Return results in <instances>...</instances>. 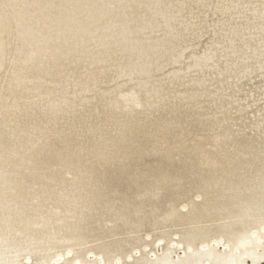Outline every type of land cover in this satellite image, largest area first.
Masks as SVG:
<instances>
[{
  "label": "rangeland",
  "instance_id": "1",
  "mask_svg": "<svg viewBox=\"0 0 264 264\" xmlns=\"http://www.w3.org/2000/svg\"><path fill=\"white\" fill-rule=\"evenodd\" d=\"M33 1L0 0L4 29L0 41L6 42L1 43L6 60L0 85L5 90L20 76L27 77L24 84L27 81L26 86L36 90L25 59L36 49L38 38L54 30V35L63 31L59 36L73 38L72 26L81 27L80 19L86 20V16L77 20L71 16L94 8L88 4L98 3ZM46 6L51 7L49 11ZM255 6L238 21L250 15L264 18V10ZM230 14L222 15L219 25H233L226 18ZM160 18L161 30L166 31L169 22L165 16ZM254 20V27L258 23L257 27H264V22ZM186 35L180 33L176 38L189 42L192 34L188 31ZM142 36L141 40L154 39ZM107 41L119 45L122 39L113 35ZM223 48L219 53L234 49ZM180 63L161 72L148 68L143 76L136 69H122L123 76L129 75L127 80L134 84L125 94L133 105L142 107L146 87L136 84L193 65ZM223 94L226 99L214 96L193 101L182 122L168 121L153 130L148 127V118L124 112L116 105L118 114L113 120L119 127L113 126L93 89L84 105L93 104L105 131L90 147L67 142L58 145L52 138L46 143L36 138L22 149L12 143L10 153L0 147V165L8 154L12 157L7 169L0 166V264H99L102 256L91 253L92 249L129 248L140 238L145 243L137 250V256L143 257L141 264L159 263L166 252L171 256L162 264H264V94L259 95L261 102L254 104L245 103V94ZM79 97L80 93L73 97L67 94L51 101L44 133L58 128L67 103L80 114ZM220 103L232 113L227 120L219 115L216 105ZM167 109L173 114L174 104L169 103ZM202 240L207 241L205 248L200 247Z\"/></svg>",
  "mask_w": 264,
  "mask_h": 264
},
{
  "label": "bare ground",
  "instance_id": "2",
  "mask_svg": "<svg viewBox=\"0 0 264 264\" xmlns=\"http://www.w3.org/2000/svg\"><path fill=\"white\" fill-rule=\"evenodd\" d=\"M21 1L23 2V0ZM34 1L33 3H35ZM96 1L98 3L95 5L87 3L88 7L93 6V9H85L80 13L75 12L71 16L74 19H79L83 15L86 16V20L82 21L83 17L80 19L81 27L72 26V29L75 30V33L71 34H74L73 38L59 36L63 31L58 36L54 35L55 30L52 34L50 32L49 35L38 38L37 46L35 45L36 49L31 51L25 59L26 66L31 69L29 72L32 73H29V76H33L35 83H37L38 87L36 86V90L29 83V86H26L27 81L24 84L23 81L27 77L24 78L23 76L18 77L14 82L11 81V86H5L8 87L6 90L2 88V84L0 85V147L8 149V153L12 149V143L22 149L27 145L31 146L30 142L36 138L38 140L43 139V143L48 142L52 138L56 140L58 145L67 142L69 145L80 144L90 147L105 131L101 119L96 116L93 104L84 105L90 91L93 89L98 92L103 112L109 117L113 126L119 127V123L113 120L115 115L118 114L116 105L124 112H129L136 116L141 114L144 119L148 118V127L153 130L166 125L168 121L182 122L193 101L201 102L214 96L224 98V92H233L236 95L245 94V103L254 104L261 102L259 95L262 96L264 94V27H257L259 23L255 16L256 19H254L258 24L254 27L252 23L254 20L252 18L253 15H246L248 17H245L243 22L238 20L250 7L253 8L252 6L256 7L255 5H257L260 10H264V1ZM31 2L30 4H32ZM27 3L29 4V2ZM52 5L50 4V6ZM56 5L58 4L56 3ZM43 6L45 7L44 4ZM47 8L49 11L51 7ZM20 12L22 11L20 10L18 13ZM229 12L231 14L226 18L231 20L233 25L230 27L219 25L221 16ZM259 12L262 13L261 11ZM25 16L28 18L27 15ZM164 16L169 22L166 31H162L159 24L160 17ZM63 20L62 22H67L69 19ZM26 21L24 20V23ZM258 21L263 23L264 18L260 17ZM150 22L152 23L150 24ZM48 23L50 22L48 21ZM136 23L138 24L134 26ZM121 24H124L122 28H120ZM215 24L217 27H215ZM101 25H104L102 27L104 29L101 28ZM70 29L65 28V31H71ZM3 30L2 23H0V36ZM188 31L193 38L188 37L187 40L189 42L185 41L187 44L181 40L182 38H176L180 33H182V36H188L186 35ZM212 34L214 35L211 36ZM39 35L37 34V36ZM113 35L122 39L121 44L107 43L109 42L107 40H111ZM141 35H149L148 37L154 39L141 40ZM173 39L176 40L173 41ZM1 41L0 82L4 78L2 70L4 71L5 69L6 60L5 50L2 46L6 42L2 43ZM183 44L185 45L183 46ZM170 45H172V51H169ZM223 47H226V49L227 47H233L234 49L232 48L233 50L230 52L219 53V50L223 51ZM73 50H75L74 54L73 52L71 53ZM123 51L124 53H121ZM123 58L124 60H122ZM198 58L201 60H198ZM178 62L193 65L192 68L185 71L135 83L138 86L146 87L147 99L144 100L142 107L133 105L132 100L128 98L125 92L132 88L134 84L127 80L129 75L123 76L122 69H136L140 72L138 75L143 76L145 75L143 72L148 71V68L152 69L151 71L153 72H161L166 66H172ZM126 73L128 74V72ZM20 75L22 74L20 73ZM6 79L7 81L10 80L9 78ZM75 93H80V97L76 101L80 105V114L76 115L73 112L71 103H67L62 107L58 128L54 131L50 130L48 134L44 133V128L51 116L49 110L51 101L67 94L73 97ZM253 99H255V102ZM169 103L174 104L175 110L173 114L167 109ZM216 107L220 117L225 120L228 119L229 114H232L228 112L222 103L217 104ZM18 129L20 133L16 137L13 134H16ZM47 135L49 138H45ZM11 164L12 157L8 154L0 166L5 170ZM206 243L207 241L202 240L200 247L205 248ZM144 244L142 238H140L137 244L129 248L118 250L95 248L91 250V253L98 252L101 254L102 257L99 264H141L143 257L137 256V250L143 247ZM191 245L194 246V244ZM115 247L113 246V248ZM152 253L149 256H152ZM170 256L171 254L168 252L164 253L160 257V262L156 264H162L164 262L163 259ZM209 260L207 259L205 262Z\"/></svg>",
  "mask_w": 264,
  "mask_h": 264
}]
</instances>
